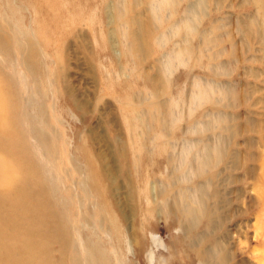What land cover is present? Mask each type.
Segmentation results:
<instances>
[{
	"label": "rangeland",
	"instance_id": "1",
	"mask_svg": "<svg viewBox=\"0 0 264 264\" xmlns=\"http://www.w3.org/2000/svg\"><path fill=\"white\" fill-rule=\"evenodd\" d=\"M0 90L16 259L264 264V0H0Z\"/></svg>",
	"mask_w": 264,
	"mask_h": 264
},
{
	"label": "bare ground",
	"instance_id": "2",
	"mask_svg": "<svg viewBox=\"0 0 264 264\" xmlns=\"http://www.w3.org/2000/svg\"><path fill=\"white\" fill-rule=\"evenodd\" d=\"M1 108L2 106L0 103V109ZM19 175L23 177L24 180L27 178L24 171L22 170L19 172ZM1 193L5 195L4 192ZM12 195L13 197H10V201L0 202V264L3 263L2 259H5L6 263L8 264H30L28 262V259L21 258L18 260V258H15L13 253V246L15 244L12 239L15 240L13 235H17V239H19L22 244L20 242L17 243L24 251L31 252V259L34 257L33 253L38 245H35V242H32L30 244H28L27 242L33 239L34 235H32V233H34V230H36L37 224L35 223V221L36 217L38 216V212L35 213L32 210L27 211V208L29 210L30 208L34 207L38 210V207L33 206V202L27 201L26 203H23V200L21 199H23L24 196L20 195L19 193L17 196L13 193ZM7 207L9 208V211ZM3 208L6 209V212H4ZM258 238L259 236L257 237V239Z\"/></svg>",
	"mask_w": 264,
	"mask_h": 264
}]
</instances>
